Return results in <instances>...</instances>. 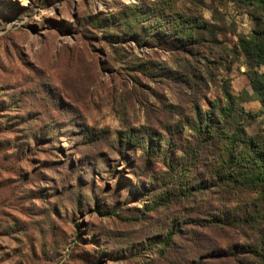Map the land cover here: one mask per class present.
I'll list each match as a JSON object with an SVG mask.
<instances>
[{
  "label": "rangeland",
  "instance_id": "374dc122",
  "mask_svg": "<svg viewBox=\"0 0 264 264\" xmlns=\"http://www.w3.org/2000/svg\"><path fill=\"white\" fill-rule=\"evenodd\" d=\"M128 4L140 21L126 28ZM262 12L255 0H0V264H191L237 243L261 255L240 262L264 264V224L203 229L198 244L185 201L155 197L182 171L195 110L264 141V67L237 38Z\"/></svg>",
  "mask_w": 264,
  "mask_h": 264
},
{
  "label": "trees",
  "instance_id": "16d2710c",
  "mask_svg": "<svg viewBox=\"0 0 264 264\" xmlns=\"http://www.w3.org/2000/svg\"><path fill=\"white\" fill-rule=\"evenodd\" d=\"M231 1L246 4L253 2ZM255 2L263 10L256 18L258 29L249 35L238 34L237 38L240 49L264 67V0ZM139 11L137 4H128L118 12L120 18L129 21L130 24H126V28L133 22L140 21ZM175 55H178V52H175ZM189 67L191 69V65ZM191 78L195 81L193 85L196 91L199 88V85H196L199 81L196 72L187 75L189 87ZM224 95L231 98L226 92ZM194 114L196 123L191 126L194 141L189 142L188 150L183 151L184 166L179 168L182 171L174 166L170 176L164 178L159 186L162 191L155 197L166 206L176 201H185L184 204L189 209L187 213L198 217L190 218L201 228L195 240L198 244L202 240L203 229L209 232L216 229L223 234L227 230L238 233L244 226L253 229L255 225L264 224V141L254 142L253 137L238 128L228 132L219 125L217 115L212 111L202 112L197 109ZM193 168H197L199 173L191 172ZM246 192L252 193L250 200L245 202L248 205L236 204L240 194ZM212 199L218 202L217 206L212 205ZM211 211L214 213L211 214ZM187 221L189 220L185 223ZM176 227L171 224L162 236L159 256L165 255L166 251L173 247L174 236L179 233V227ZM217 246L215 247L218 248ZM218 249L219 254L199 252L192 258L191 264H244L238 260L244 253L255 258L261 257L258 243L246 246L237 243Z\"/></svg>",
  "mask_w": 264,
  "mask_h": 264
}]
</instances>
